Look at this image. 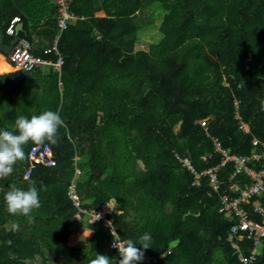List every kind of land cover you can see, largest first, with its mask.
I'll return each instance as SVG.
<instances>
[{"label":"trees","instance_id":"16d2710c","mask_svg":"<svg viewBox=\"0 0 264 264\" xmlns=\"http://www.w3.org/2000/svg\"><path fill=\"white\" fill-rule=\"evenodd\" d=\"M153 6L166 12L162 38L138 48L142 17ZM70 12L79 20L62 31L57 0H0L6 45L26 38L35 56L66 60L61 70L27 71L0 50V130L45 110L66 124L58 143L48 144L54 166L38 165L25 178L29 142L27 158L0 179V264H89L96 253L118 264L111 228L84 214L94 235L70 245L79 210L68 193L77 168L84 209L114 201L108 219L121 239L151 235V248L136 245L144 251L139 264H242L228 242L237 220L221 213L222 198L239 196L236 187L245 190L252 179L235 176L229 163L218 172L220 191L209 175L196 186L177 156L201 173L221 165L215 140L231 154L264 155V0H70ZM16 17L24 29L11 37ZM238 114L250 133L240 130ZM253 163L264 168V159ZM32 182L41 206L29 222L7 211L4 194ZM263 205L256 197L246 208L264 224L256 212ZM241 243L246 253L254 248L253 239ZM255 264H264V246Z\"/></svg>","mask_w":264,"mask_h":264},{"label":"built area","instance_id":"2783aa9c","mask_svg":"<svg viewBox=\"0 0 264 264\" xmlns=\"http://www.w3.org/2000/svg\"><path fill=\"white\" fill-rule=\"evenodd\" d=\"M57 2L60 6L59 26L62 31H66L71 22H77L79 20V16L70 12V0H57ZM21 21L22 19L20 17H16L12 21V24L7 31L9 36L13 37L18 34V26L21 24ZM57 43L55 46L56 49L58 48ZM31 48L32 43L28 39H20L19 43L14 47L10 54V61L12 64L17 68L19 67L27 71H33L39 66H55L61 70L66 63V60L62 55H60L57 62L37 57L31 52ZM236 119L239 120L238 125L240 130L246 134L250 133L249 125L241 119L239 114L236 116ZM203 126H205V124H203ZM215 146L216 151L223 155V160L220 166L208 171L201 173L197 172L189 157L177 156V158L187 170L196 176V180L193 184L196 186L201 185V177L209 175L215 191H220L218 172L229 163H235L237 165L235 176L245 175L252 179V184L247 189L241 190L240 187H236V191L240 192L239 196L232 197L231 195H225L222 198L221 213L229 219L237 220V223L232 227L228 242L239 255L241 263L255 264L261 254L262 247L264 246V224L251 217L246 205L253 198H264V168L259 170L257 164L255 165L253 163L256 160L260 161L264 159V155L256 154L253 157H249L231 154L224 149L221 143L217 140H215ZM205 158L206 157H204V159ZM29 162L30 166L25 173V178H29L32 170L38 165L54 166L56 164L52 149L49 145L33 146L29 154ZM81 174L82 171L77 168L68 193L73 200L74 206L79 210L77 215H79L80 218L81 214H84L90 221L104 222L105 226L109 228L110 226L108 222L110 221L112 225L111 227L115 230L112 220L108 219V216L114 211L115 204L113 202L96 210H87L82 207V202L77 192V178L81 176ZM256 212L264 217V205L258 207ZM96 214L100 217L98 220H96ZM246 238L254 240V248L249 253H246V250L241 243V241ZM112 243L111 248L118 251V249L112 247Z\"/></svg>","mask_w":264,"mask_h":264},{"label":"clouds","instance_id":"9594fccd","mask_svg":"<svg viewBox=\"0 0 264 264\" xmlns=\"http://www.w3.org/2000/svg\"><path fill=\"white\" fill-rule=\"evenodd\" d=\"M261 103L264 104V101ZM62 127L66 130L65 121L59 112L45 110L38 115H32L30 118L20 115L15 120L14 130H0V179L12 175L17 162L27 158L25 145L29 142L37 146L56 145L59 129ZM4 201L10 214L23 215L28 218L29 222H34L35 219L31 215L32 211L41 206L39 190L35 186V182H32L26 190L17 187L15 184L11 185L9 191L4 194ZM75 217L80 219L79 215ZM99 218L96 214V220ZM108 223L113 236L112 247L118 249L119 252L118 264H139L144 258V251L136 245H141L145 250L151 248V235L145 233L137 241L121 239L111 227V222ZM9 243L11 242L9 241ZM164 255L166 254L164 253ZM89 264H112V261L107 255L96 253L95 257L90 259Z\"/></svg>","mask_w":264,"mask_h":264},{"label":"rangeland","instance_id":"374dc122","mask_svg":"<svg viewBox=\"0 0 264 264\" xmlns=\"http://www.w3.org/2000/svg\"><path fill=\"white\" fill-rule=\"evenodd\" d=\"M164 10L160 6H153L149 9L145 17H142V38L150 39L154 42L162 37L160 32L161 22L164 18ZM145 48V47H143ZM86 223V222H85Z\"/></svg>","mask_w":264,"mask_h":264},{"label":"crops","instance_id":"0c3cea01","mask_svg":"<svg viewBox=\"0 0 264 264\" xmlns=\"http://www.w3.org/2000/svg\"><path fill=\"white\" fill-rule=\"evenodd\" d=\"M165 14H166V12H165ZM163 21V20H162ZM161 24H162V22H161ZM141 35H142V33H141ZM161 38L162 37H160V39L158 40V41H160L161 40ZM142 40V43H140L139 42V44H138V48H142V47H148V44H151V43H157L158 41H156V42H154V41H152V40H150V39H147V40H145V39H141ZM55 67V66H54ZM57 68V67H56ZM58 69V68H57ZM59 70V69H58ZM113 203L115 204V202L113 201ZM84 216H86V215H84ZM87 217V216H86ZM88 218V217H87ZM77 220V225H76V227L74 228V232H73V235L70 237V245L71 246H75V245H77V244H79V243H81V242H87V241H89L92 237H93V235H94V233H93V231H91V230H89V229H87V227H86V224L87 223H85L84 222V218L82 217V214H81V217H80V219H76ZM91 233V234H90ZM90 234V235H89Z\"/></svg>","mask_w":264,"mask_h":264},{"label":"water","instance_id":"95a60500","mask_svg":"<svg viewBox=\"0 0 264 264\" xmlns=\"http://www.w3.org/2000/svg\"><path fill=\"white\" fill-rule=\"evenodd\" d=\"M24 29V24H20L18 26V33H20L21 31H23ZM5 39H6V34L5 32H1L0 34V50L5 53V54H11V52L13 51L14 47L19 43L20 38L16 37L13 42L11 43V45H6L5 44Z\"/></svg>","mask_w":264,"mask_h":264}]
</instances>
